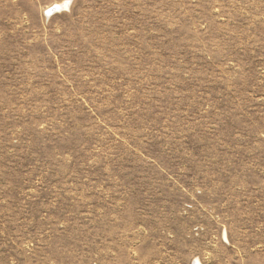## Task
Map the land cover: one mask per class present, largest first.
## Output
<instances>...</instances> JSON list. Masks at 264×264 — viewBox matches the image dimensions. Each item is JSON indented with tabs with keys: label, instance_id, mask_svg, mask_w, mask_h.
<instances>
[{
	"label": "rangeland",
	"instance_id": "obj_1",
	"mask_svg": "<svg viewBox=\"0 0 264 264\" xmlns=\"http://www.w3.org/2000/svg\"><path fill=\"white\" fill-rule=\"evenodd\" d=\"M0 264H264V0H0Z\"/></svg>",
	"mask_w": 264,
	"mask_h": 264
},
{
	"label": "bare ground",
	"instance_id": "obj_2",
	"mask_svg": "<svg viewBox=\"0 0 264 264\" xmlns=\"http://www.w3.org/2000/svg\"><path fill=\"white\" fill-rule=\"evenodd\" d=\"M60 7H61V6H57V7L54 8V10H57V9H59ZM62 7H64V5H63Z\"/></svg>",
	"mask_w": 264,
	"mask_h": 264
}]
</instances>
